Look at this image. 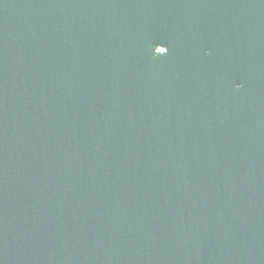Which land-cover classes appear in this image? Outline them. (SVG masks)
Returning a JSON list of instances; mask_svg holds the SVG:
<instances>
[{"label": "water", "instance_id": "95a60500", "mask_svg": "<svg viewBox=\"0 0 264 264\" xmlns=\"http://www.w3.org/2000/svg\"><path fill=\"white\" fill-rule=\"evenodd\" d=\"M0 264H264V0H0Z\"/></svg>", "mask_w": 264, "mask_h": 264}]
</instances>
